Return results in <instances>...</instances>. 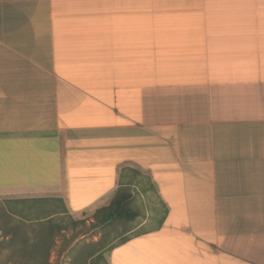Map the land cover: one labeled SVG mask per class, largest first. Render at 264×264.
Returning <instances> with one entry per match:
<instances>
[{
    "label": "crops",
    "instance_id": "obj_1",
    "mask_svg": "<svg viewBox=\"0 0 264 264\" xmlns=\"http://www.w3.org/2000/svg\"><path fill=\"white\" fill-rule=\"evenodd\" d=\"M119 192L110 264H264V0H0L3 206Z\"/></svg>",
    "mask_w": 264,
    "mask_h": 264
},
{
    "label": "rangeland",
    "instance_id": "obj_2",
    "mask_svg": "<svg viewBox=\"0 0 264 264\" xmlns=\"http://www.w3.org/2000/svg\"><path fill=\"white\" fill-rule=\"evenodd\" d=\"M53 204L45 202L47 209L40 212L41 205L34 202L10 209L0 201V264H110L107 251L122 228L104 226L94 213L52 216L59 207ZM16 236V243L11 242ZM23 240L27 249L20 246Z\"/></svg>",
    "mask_w": 264,
    "mask_h": 264
},
{
    "label": "trees",
    "instance_id": "obj_3",
    "mask_svg": "<svg viewBox=\"0 0 264 264\" xmlns=\"http://www.w3.org/2000/svg\"><path fill=\"white\" fill-rule=\"evenodd\" d=\"M129 198L130 196L128 194L119 192V194L114 198L111 204L108 207L101 209L95 215V217L98 218L101 215L102 216L101 222L103 223L107 222L108 224L106 225H109V226L114 223V221L118 218L119 215H122V216L128 215L129 218L134 217V215H132L129 210V200H130ZM17 238L18 237L16 236L11 242L16 243ZM25 242L26 241L23 240L22 242H20L21 244L20 243H17V244L18 245L20 244L22 249H27L26 247L27 243ZM42 249L46 250L47 245L44 244Z\"/></svg>",
    "mask_w": 264,
    "mask_h": 264
}]
</instances>
